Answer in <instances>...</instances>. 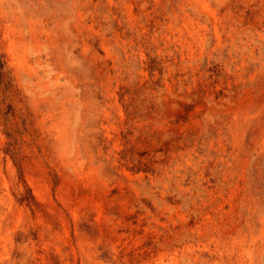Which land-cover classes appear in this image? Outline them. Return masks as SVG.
Returning a JSON list of instances; mask_svg holds the SVG:
<instances>
[{
  "label": "rangeland",
  "instance_id": "374dc122",
  "mask_svg": "<svg viewBox=\"0 0 264 264\" xmlns=\"http://www.w3.org/2000/svg\"><path fill=\"white\" fill-rule=\"evenodd\" d=\"M0 264H264V0H0Z\"/></svg>",
  "mask_w": 264,
  "mask_h": 264
},
{
  "label": "bare ground",
  "instance_id": "6f19581e",
  "mask_svg": "<svg viewBox=\"0 0 264 264\" xmlns=\"http://www.w3.org/2000/svg\"><path fill=\"white\" fill-rule=\"evenodd\" d=\"M205 4V3H204ZM206 5V4H205ZM208 11V10H207ZM212 12V11H211ZM214 16V15H213ZM211 19V18H210ZM213 21V20H212ZM192 28H193V26H192ZM217 28V27H216ZM195 29V28H194ZM188 31V30H187ZM193 31H195V30H193ZM190 32V31H189ZM194 34H195V32H194ZM218 37V36H217ZM198 38V37H197ZM189 49V48H188ZM187 52V51H186ZM51 123V122H50ZM62 134V133H61ZM55 135V134H54ZM56 135H57V133H56ZM64 135V134H63ZM61 140V139H60ZM64 142V141H63ZM62 143V142H61ZM64 150V149H63ZM96 175V174H95ZM90 176V174L88 175V177H87V179L89 180V179H92L91 178V176ZM97 177L96 176H93V179H92V181H94V182H97L98 180L96 179ZM90 183V182H89ZM99 183V182H98ZM93 184V183H92ZM91 184V185H92ZM95 184V183H94ZM100 184H102L101 182H100ZM94 186V185H93ZM101 186V185H100ZM102 187V186H101ZM100 190V189H99ZM116 203V202H115ZM93 233V232H92ZM175 262V261H174Z\"/></svg>",
  "mask_w": 264,
  "mask_h": 264
}]
</instances>
